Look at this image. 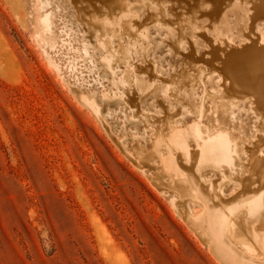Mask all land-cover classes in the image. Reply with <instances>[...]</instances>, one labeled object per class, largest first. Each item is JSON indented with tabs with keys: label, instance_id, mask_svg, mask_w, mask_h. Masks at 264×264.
I'll return each mask as SVG.
<instances>
[{
	"label": "rangeland",
	"instance_id": "374dc122",
	"mask_svg": "<svg viewBox=\"0 0 264 264\" xmlns=\"http://www.w3.org/2000/svg\"><path fill=\"white\" fill-rule=\"evenodd\" d=\"M262 6L0 0V264H223L195 224L214 186L226 202L259 186L264 158L244 150L264 137L252 107L264 62L238 71L247 93L235 102L213 51L263 52ZM196 123L217 153L216 128L239 139L232 175L221 152L217 171L182 154L173 137ZM250 170L253 182H235Z\"/></svg>",
	"mask_w": 264,
	"mask_h": 264
},
{
	"label": "bare ground",
	"instance_id": "6f19581e",
	"mask_svg": "<svg viewBox=\"0 0 264 264\" xmlns=\"http://www.w3.org/2000/svg\"><path fill=\"white\" fill-rule=\"evenodd\" d=\"M257 10L259 11V13L264 12V6H262L260 9L257 8ZM262 19L263 18H261L260 20ZM232 51L225 53V54L223 53L224 59L219 60V57H218L219 49H215L213 51V56H214L213 59H214V62L215 60H217L216 62H218L220 66L219 68L217 67L218 69L214 68L216 66H214L213 68L214 70L219 72L223 77V80H224L223 82H224V87H225L223 96L226 98H231L235 102H238L240 101L239 96L240 95L244 96L247 93V92H242L243 88L240 85L242 83V78L240 77V74L238 73V71L247 67L250 63L259 64L260 62H264V50L263 52L259 50H254V49L252 52H247L246 50H242L239 52H232ZM220 56H223V55H220ZM263 78H264V74H259L256 80V84H258L259 86L263 85L264 84ZM256 93L258 94V97H257L258 99H253L252 107H253V111L255 113H258L257 116H258V121L260 122V127H263L264 125V92L256 91ZM259 111H261V113H259ZM225 115H229V112L227 111ZM189 129H190V132H186V131L180 132L179 131V133H175L173 138L177 146L181 149L182 154H184L185 156H188L191 162L193 164H196V166L197 165L199 167L202 166L203 168H207L209 170L213 169L215 171L217 168L215 167L216 164L214 165L212 162L214 154H212L211 150L213 149L216 151V149H218L219 147L214 146L210 149L209 143L206 142L205 137L201 133V130L208 131L209 129L204 128L203 130L201 123H196L193 126H191ZM216 130L219 131V133L217 132L218 135L216 136V138L218 139V143H217V140H215V142L216 144L220 143L223 146L222 148H224V154L222 153L223 149L221 151L218 150L223 155L221 159L222 165L219 170L223 171L224 173L228 175H232L235 169V165L241 164L240 159H239L240 149L238 147L239 139L237 137L235 138L231 137L230 134L227 133V130L223 127H219V130L216 128ZM255 130H256V133H257V130L259 131V129H255ZM263 138L262 136H258L257 137L258 142H255V140L253 141L254 147L252 149L248 147L249 150L247 151L246 149V146L248 145L247 143L245 146V150H244L245 153L250 155V158L253 157V159L258 162H260L261 159L264 158V145H263L264 139ZM189 142L202 143V145H200V148L198 151H196L197 150L196 149L195 151L193 150L194 152L193 151L191 152L188 147ZM220 144L218 146H220ZM220 152L217 153L216 151L215 154L216 153L219 154ZM211 154L213 156H211ZM262 165L264 167V162ZM177 167L178 169L183 170L180 164H178ZM243 172L244 171H240L239 173L242 174ZM251 172H252V175L250 178L246 180L237 179L235 182L240 183L242 185L246 184L247 181L253 182L254 179L257 178V172L256 171H251ZM227 180H230V178ZM230 181H233V180H230ZM258 184L259 186L257 185L254 188H249V187L244 188V190L240 192L234 198L233 201L228 200L227 202L223 200L224 199L223 184H220V186H217V187L213 185L214 187H213V191L211 195L212 200H210L209 198L204 201L207 206V210L198 219V221H196L195 225L201 226L206 231L207 235L214 241V252L216 254V257L221 262H223V264H264V220H257L256 215L258 212L254 209L255 207L248 206V205H253V204L256 205V207L264 206V169H262L260 173V179H259ZM198 189H200V187ZM214 203H215V207L214 206L212 207V204ZM244 205H247V210H246L247 217H245L242 212H239L243 210H237V207L244 206ZM230 206H233V208L229 209ZM223 209H226V210H223ZM231 215L237 216V217L231 221ZM221 221H223V223H226V225L225 226L222 225ZM244 226H247L248 228L245 229ZM233 255L240 256L243 259L239 260L237 258H234Z\"/></svg>",
	"mask_w": 264,
	"mask_h": 264
},
{
	"label": "water",
	"instance_id": "95a60500",
	"mask_svg": "<svg viewBox=\"0 0 264 264\" xmlns=\"http://www.w3.org/2000/svg\"><path fill=\"white\" fill-rule=\"evenodd\" d=\"M239 51H242V50H235V49H234L232 52H239ZM230 52H231V51H230Z\"/></svg>",
	"mask_w": 264,
	"mask_h": 264
}]
</instances>
